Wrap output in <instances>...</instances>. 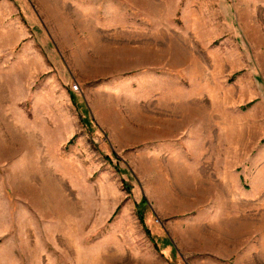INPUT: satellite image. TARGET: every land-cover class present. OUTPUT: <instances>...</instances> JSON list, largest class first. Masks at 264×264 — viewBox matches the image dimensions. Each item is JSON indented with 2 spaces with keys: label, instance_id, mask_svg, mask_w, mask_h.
I'll list each match as a JSON object with an SVG mask.
<instances>
[{
  "label": "rangeland",
  "instance_id": "rangeland-1",
  "mask_svg": "<svg viewBox=\"0 0 264 264\" xmlns=\"http://www.w3.org/2000/svg\"><path fill=\"white\" fill-rule=\"evenodd\" d=\"M0 264H264V0H0Z\"/></svg>",
  "mask_w": 264,
  "mask_h": 264
},
{
  "label": "trees",
  "instance_id": "trees-1",
  "mask_svg": "<svg viewBox=\"0 0 264 264\" xmlns=\"http://www.w3.org/2000/svg\"><path fill=\"white\" fill-rule=\"evenodd\" d=\"M145 204H146V199H145V200L143 199L141 205L143 206V205H145ZM139 217H140V221H141L142 224H143V227H144L145 232L151 237L150 230H149V228L146 226V224H145V222H144V220H143V217H142V214H141L140 211H139ZM151 238H152V237H151ZM152 239H153V238H152ZM153 243L155 244L154 240H153ZM155 247H156V244H155Z\"/></svg>",
  "mask_w": 264,
  "mask_h": 264
},
{
  "label": "crops",
  "instance_id": "crops-1",
  "mask_svg": "<svg viewBox=\"0 0 264 264\" xmlns=\"http://www.w3.org/2000/svg\"><path fill=\"white\" fill-rule=\"evenodd\" d=\"M66 32L68 33V30H66ZM65 55H66V58H68V44H67V46L65 48Z\"/></svg>",
  "mask_w": 264,
  "mask_h": 264
},
{
  "label": "built area",
  "instance_id": "built-area-1",
  "mask_svg": "<svg viewBox=\"0 0 264 264\" xmlns=\"http://www.w3.org/2000/svg\"><path fill=\"white\" fill-rule=\"evenodd\" d=\"M77 85L76 84H74V87H76Z\"/></svg>",
  "mask_w": 264,
  "mask_h": 264
}]
</instances>
